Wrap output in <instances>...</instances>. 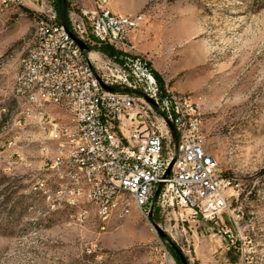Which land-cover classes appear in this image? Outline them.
<instances>
[{
  "label": "rangeland",
  "instance_id": "374dc122",
  "mask_svg": "<svg viewBox=\"0 0 264 264\" xmlns=\"http://www.w3.org/2000/svg\"><path fill=\"white\" fill-rule=\"evenodd\" d=\"M25 2L0 13V264H182L180 252L189 264H264V0H146L138 10L153 36L146 54L165 82L200 105L206 149L236 185L226 191L231 208H241L237 225L222 211L185 229L158 206L114 214L103 229L94 204L70 207L57 194L62 171L56 176L52 164L71 115L48 104L40 116L14 92L37 18L56 0Z\"/></svg>",
  "mask_w": 264,
  "mask_h": 264
},
{
  "label": "built area",
  "instance_id": "2783aa9c",
  "mask_svg": "<svg viewBox=\"0 0 264 264\" xmlns=\"http://www.w3.org/2000/svg\"><path fill=\"white\" fill-rule=\"evenodd\" d=\"M63 1L66 23L62 1L59 8L38 16L34 40L14 82L20 101H35L33 85H42L71 115L52 169L59 176V170L79 166V174L63 180L57 194L70 207L71 200L100 202L104 217L110 211L106 203H115L122 186H133L143 194L148 211L160 207L183 229L191 220L215 221L222 211L237 225L241 208H231L226 192L236 185L222 175L219 162L206 149L205 120L197 117L200 105L191 93L159 81L149 55L132 41L133 32L147 22L146 12L124 17L105 0H89V5L86 0ZM26 6L25 0H0V13ZM101 45L115 53L103 52ZM174 94H182L184 107L175 106ZM181 120H189L190 131L183 149H175ZM82 169H91L95 176L90 198H81ZM227 232L230 246H236L235 234Z\"/></svg>",
  "mask_w": 264,
  "mask_h": 264
},
{
  "label": "bare ground",
  "instance_id": "6f19581e",
  "mask_svg": "<svg viewBox=\"0 0 264 264\" xmlns=\"http://www.w3.org/2000/svg\"><path fill=\"white\" fill-rule=\"evenodd\" d=\"M107 2V0H105ZM112 11H115L111 8ZM124 17H132V14L124 12ZM91 56H95L94 52H91ZM33 96L35 101H39L43 114L45 111V106L48 104H55L56 101L50 99V93H44L42 85H33ZM192 99H194L192 95ZM35 101H26L28 104L36 107ZM174 104L176 107H184V98L182 94H174ZM199 105V104H197ZM35 109V108H34ZM197 117H203V113L200 108H197ZM190 131L189 120H181L180 125L177 128V139L173 141V148L183 149L186 142V133ZM213 161L218 162L216 158L212 155ZM62 171L63 180H71V176H77L79 174V166L66 167V170ZM80 180L81 182V196L84 198H90V190H95V176L91 174V169L80 170ZM63 184V181L61 182ZM94 204L98 211L100 220L103 226H107L114 214H118L121 217L128 216L132 213L133 208L142 211L147 214L149 211L147 205L143 202V194L139 192L133 186H122V194L116 199L115 203H106V210H110L104 217H101V203L91 202V200H86ZM73 202V201H72ZM77 202H74V204ZM245 249L243 250V252Z\"/></svg>",
  "mask_w": 264,
  "mask_h": 264
},
{
  "label": "crops",
  "instance_id": "0c3cea01",
  "mask_svg": "<svg viewBox=\"0 0 264 264\" xmlns=\"http://www.w3.org/2000/svg\"><path fill=\"white\" fill-rule=\"evenodd\" d=\"M145 2H146V0H144L143 2H140L138 4H134V5H125V4L122 5V4L116 3L115 0H112V1H109V4L113 10L122 11V12H125L128 14H135V13L139 12L138 10L142 7V5L145 4ZM149 29H150V25L146 26L144 29L142 28L138 31L133 32L132 41L134 42V45L135 44L139 45V48H138L139 50L137 49L138 51L147 53V52L152 50V47H153L152 37L153 36H152V32ZM172 45L173 44H171L169 42L167 36L164 35L163 42L161 44L162 49L164 51H168ZM156 71L159 74L161 73L159 70H156Z\"/></svg>",
  "mask_w": 264,
  "mask_h": 264
},
{
  "label": "water",
  "instance_id": "95a60500",
  "mask_svg": "<svg viewBox=\"0 0 264 264\" xmlns=\"http://www.w3.org/2000/svg\"><path fill=\"white\" fill-rule=\"evenodd\" d=\"M62 1V7H61V18H62V21L63 23H66V19H65V2L63 0H60ZM79 44L81 45V47L83 49H87V45H85L83 42H81L80 40H78ZM110 89H116V88H110ZM159 193V190L157 191V194ZM155 224V223H154ZM155 226L157 227L158 231L162 234V235H165V233L162 231V229L157 225L155 224ZM180 257H181V260H182V264H189V261L187 260V258L183 255V253L180 252Z\"/></svg>",
  "mask_w": 264,
  "mask_h": 264
},
{
  "label": "trees",
  "instance_id": "16d2710c",
  "mask_svg": "<svg viewBox=\"0 0 264 264\" xmlns=\"http://www.w3.org/2000/svg\"><path fill=\"white\" fill-rule=\"evenodd\" d=\"M61 6V1L60 0H56V7L59 8ZM100 49L107 53V54H110V55H113L115 52H114V49L112 47H110L109 45H101ZM155 74L158 78L159 81L163 82V79L161 78L160 74L155 71Z\"/></svg>",
  "mask_w": 264,
  "mask_h": 264
}]
</instances>
